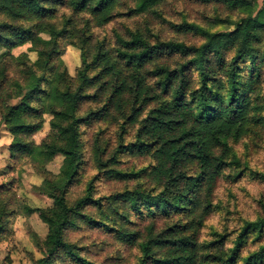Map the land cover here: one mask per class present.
<instances>
[{"label": "trees", "instance_id": "1", "mask_svg": "<svg viewBox=\"0 0 264 264\" xmlns=\"http://www.w3.org/2000/svg\"><path fill=\"white\" fill-rule=\"evenodd\" d=\"M168 1L0 0L7 57L0 63V117L12 138L8 151L43 171L62 158L59 173L43 181L52 206L25 207L47 227L44 240L33 235L40 257L32 264H95L68 237L84 228L137 251L135 264H264V200L253 219L239 216L234 227L210 228L202 237L219 209V179L249 176L264 185V172L243 164L234 149L264 137V6L194 0L205 9L199 22L185 14L172 21L158 10ZM122 17L142 21L110 37L94 35ZM153 21L174 36L163 37ZM64 41L80 52L74 78L60 60ZM24 46L35 61L13 55ZM45 116L49 132L37 145L31 136ZM110 129L114 138L106 140ZM123 157L147 164L122 170ZM89 164L96 174L71 200ZM103 181L125 186L99 195ZM9 192L0 186V238L13 213Z\"/></svg>", "mask_w": 264, "mask_h": 264}, {"label": "rangeland", "instance_id": "2", "mask_svg": "<svg viewBox=\"0 0 264 264\" xmlns=\"http://www.w3.org/2000/svg\"><path fill=\"white\" fill-rule=\"evenodd\" d=\"M257 6H264V0H256ZM158 10L164 18L172 21L180 20V14H185L189 21L199 22L200 13L205 10L203 6L195 3L194 0H169L161 5ZM140 20L122 17L104 28L94 29L95 36L110 37L114 30L124 32L126 26L133 28ZM154 30H158L163 37L174 36L170 30L158 21L152 22ZM185 41H192L191 37L183 38ZM25 52L30 61L36 60V54L30 51L29 46L13 51L16 57ZM6 52L0 49V63L6 59ZM60 60L66 67L69 76L74 78L76 70L80 65V52L75 47L64 41L61 45ZM17 100L10 102L15 104ZM42 128L31 136L35 144H39L49 132V117L45 116ZM114 130L110 129L104 134L114 138ZM86 140L91 138V132L85 135ZM11 136L3 126L0 117V186H4L11 194V209L13 213L6 227V232L0 238V264H32L33 259L40 257L38 248L33 240L35 235L40 241L44 240L47 234V227L35 213L28 215L25 207L34 209H49L52 206L51 199L44 193L43 181L46 175H57L62 163V158L56 156L52 161L45 164V171L29 157L12 158L8 151L11 143ZM89 145V142H88ZM86 151H88V146ZM234 149L240 161L251 169L264 172V137L256 139L255 142L242 140L234 144ZM129 156V155H127ZM120 168L129 170L139 169L147 164L145 158L123 157ZM49 173V174H47ZM96 174L89 164L86 170V177L82 183L74 186L70 191V199L74 200L81 196L83 186L88 177ZM129 187L132 183L127 184ZM99 195L110 194L124 188L125 184L114 181H103L98 185ZM264 200V185L258 183L251 177H244L235 183L227 179H219L213 195V203L217 204L220 210L212 214L206 221V228L203 229L202 237H206L210 228L223 230L226 227H234L236 218L253 219L259 212L258 201ZM240 216V217H239ZM69 239L79 242L86 248L85 254L95 264H135L137 251L129 250L120 246L110 236L99 231L88 228L70 231Z\"/></svg>", "mask_w": 264, "mask_h": 264}]
</instances>
